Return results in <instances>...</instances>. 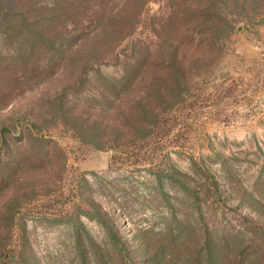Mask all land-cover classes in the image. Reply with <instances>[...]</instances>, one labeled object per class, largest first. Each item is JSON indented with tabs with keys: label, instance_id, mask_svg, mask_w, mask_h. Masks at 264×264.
Segmentation results:
<instances>
[{
	"label": "rangeland",
	"instance_id": "1",
	"mask_svg": "<svg viewBox=\"0 0 264 264\" xmlns=\"http://www.w3.org/2000/svg\"><path fill=\"white\" fill-rule=\"evenodd\" d=\"M220 2H117L139 9L133 28L80 77L75 56L51 64L44 41L33 51L21 21L0 15L7 264H123L106 226L132 264H204L211 232L217 261L228 245L264 264V0Z\"/></svg>",
	"mask_w": 264,
	"mask_h": 264
},
{
	"label": "trees",
	"instance_id": "2",
	"mask_svg": "<svg viewBox=\"0 0 264 264\" xmlns=\"http://www.w3.org/2000/svg\"><path fill=\"white\" fill-rule=\"evenodd\" d=\"M125 1L139 4L145 0ZM209 1L214 8L220 7V0ZM40 2L41 0H0V15L5 16V18L10 17L12 21H21L18 31L31 33L29 48L33 51H38V43L44 41L47 47L46 53L51 58V64L60 66L70 56H75L74 58L77 60L74 61L71 69L79 77L82 76L83 70L87 66H95L102 61L113 50L117 42L132 30L133 21L139 13V9L128 14L120 13L118 9L114 10L113 7L117 5V2L121 4L122 0H51L46 3ZM91 38H96L97 41L89 44L87 40ZM72 50L73 53H70ZM54 100L56 108L59 110L61 108V95L57 94ZM77 135L83 138L82 132H77ZM83 140L85 139L83 138ZM142 144L133 145L130 153L137 155L136 149L143 146ZM115 157L113 155V158ZM203 173L206 190L214 203L223 204L221 191L213 175L206 170ZM101 211L106 214L103 210ZM106 230L117 249V255L120 258H126V262L123 260V264H132V260L127 259L128 251L123 241L120 240L117 229L106 226ZM213 238L214 233L212 232L204 237V243L207 246L204 264H242V256H245L242 255V250L232 254L228 245L224 249L225 253L222 255L221 262L217 261L216 258L220 254L216 248L221 242L218 243ZM231 238H233L231 240H235L234 236ZM220 240L222 241L221 238ZM224 240L226 241V239ZM166 245L163 244L161 247L164 248ZM14 251L15 248L12 245L2 248L0 250V263L7 264L8 259L14 255ZM175 260L176 258L172 256L167 262L172 263ZM190 262L199 264L198 253L193 256L188 254L181 264H190Z\"/></svg>",
	"mask_w": 264,
	"mask_h": 264
}]
</instances>
